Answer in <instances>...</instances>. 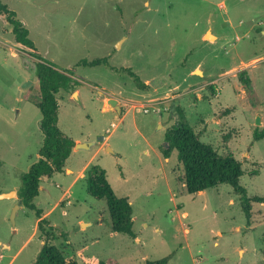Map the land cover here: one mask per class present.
Here are the masks:
<instances>
[{
  "label": "rangeland",
  "instance_id": "374dc122",
  "mask_svg": "<svg viewBox=\"0 0 264 264\" xmlns=\"http://www.w3.org/2000/svg\"><path fill=\"white\" fill-rule=\"evenodd\" d=\"M1 2L55 69L107 59L75 67L77 97L56 95L60 131L92 145L68 157L72 174L40 182L33 204L47 222L48 244L80 264L81 255L118 264L166 257L167 264H264V204L252 205L247 225L243 198L229 185L189 194L177 151L167 161L161 156L177 105L193 131L202 132V143L241 163L247 197L264 196V138L253 139L264 132V0ZM33 61L0 15V193L19 190L42 146ZM94 86L141 103L103 112L104 96ZM141 92L147 93L137 98ZM152 101L161 102L159 112L139 108ZM95 165L114 194L130 202L135 237L112 232L105 201L87 193L84 176ZM35 211L17 196L0 200V264H34L46 242Z\"/></svg>",
  "mask_w": 264,
  "mask_h": 264
},
{
  "label": "trees",
  "instance_id": "16d2710c",
  "mask_svg": "<svg viewBox=\"0 0 264 264\" xmlns=\"http://www.w3.org/2000/svg\"><path fill=\"white\" fill-rule=\"evenodd\" d=\"M0 15H3L11 26L14 41L24 50H27L35 65L33 74L38 81L39 99L35 102L41 114L40 130L43 134L42 146L38 151V159L31 165L28 172L21 176V186L17 191L19 204L31 210H36L38 229L44 233L46 242L37 255L34 264H80L73 257L66 256L54 245L48 244L51 233L44 229L47 222L42 218L41 212L36 209L33 200L39 194L40 181L51 177L54 173H62L65 162L70 156L75 142L64 134L57 126L58 103L56 95L60 90L75 91L78 81L73 78L75 67H95L107 63L106 58L81 60L75 67L64 71L55 69L48 64L38 53L28 30L20 23L15 13L7 8L0 0ZM142 90L148 86L140 83L134 73L129 72ZM240 81L249 88V78L246 72L240 73ZM212 93H214L211 87ZM176 114V122L168 128L161 155L168 159L172 150L177 151V159L183 168L182 183L186 192L195 194L220 184L229 185L234 193L242 196L243 212L250 224L251 208L253 204H264V196L247 197L239 179L243 175L241 163L233 155H220L210 145L200 141L202 132L195 133L187 123L184 113L179 106L173 108ZM264 138V132L254 133L253 139ZM85 184L87 193L94 199L103 200L106 203L110 228L114 233H121L135 237L133 232V218L130 202L127 198H118L106 179L105 171L99 166H90L86 171ZM51 228V227H50ZM83 264H118L113 260L102 261L94 257L81 255ZM169 257L146 261L144 264H167Z\"/></svg>",
  "mask_w": 264,
  "mask_h": 264
},
{
  "label": "crops",
  "instance_id": "0c3cea01",
  "mask_svg": "<svg viewBox=\"0 0 264 264\" xmlns=\"http://www.w3.org/2000/svg\"><path fill=\"white\" fill-rule=\"evenodd\" d=\"M74 78V77H73ZM74 79H76L77 81H81L79 78H74ZM32 83V82H31ZM94 88H96L97 89V91H98V94L99 95H101V96H104L103 97V106H102V111L103 112H106L108 109H110V110H114V109H112V108H110V107H108L107 106V103H108V101L110 100V99H115L116 101H117V104H118V106H119V108H120V113H121V111H122V109L125 107V106H127L128 105V103H137V102H140L139 101V99H137V100H132V101H130V100H126V99H122V97H120V96H118L117 94H115L114 92H109V91H105V90H103V89H100V88H98L97 86H94ZM23 92H24V90H23ZM74 93L76 94V97L78 96V92H77V90L76 91H74ZM143 93H147V92H141V93H139L138 95H137V98L138 97H142L143 96ZM141 103V102H140ZM133 106H135L136 107V105L135 104H132ZM172 120L174 121V119L172 118ZM115 126V125H114ZM114 126H112V128L114 127ZM74 140V142H75V144H78V143H87V142H84V141H81L80 139H73ZM165 146V143H164V145H163V147ZM79 150L80 149H72V152H71V154H70V156H73L74 154H77L78 152H79ZM69 156V157H70ZM162 156V155H161ZM69 159V158H68ZM67 159V160H68ZM91 159V158H90ZM164 159V158H163ZM66 160V162H65V166H64V169H63V172L65 173V174H72L73 173V171H72V169L71 168H69L68 167V161ZM165 160V159H164ZM165 161H167V160H165ZM88 162H89V160H88ZM88 162L86 163V165L84 166V168H82L81 170H79L78 171V177L79 178H81L82 177V175H83V171H84V169L86 168V166H87V164H88ZM62 172V173H63ZM55 174H60V173H54L51 177H49V178H47V179H50V178H52ZM84 178H85V176H84ZM41 181H43V179L41 180ZM40 181V182H41ZM14 190V189H13ZM11 191V190H10ZM16 193H17V191L16 190H14ZM197 194H199V193H197ZM74 257V256H73Z\"/></svg>",
  "mask_w": 264,
  "mask_h": 264
},
{
  "label": "water",
  "instance_id": "95a60500",
  "mask_svg": "<svg viewBox=\"0 0 264 264\" xmlns=\"http://www.w3.org/2000/svg\"><path fill=\"white\" fill-rule=\"evenodd\" d=\"M210 36V35H209ZM211 38H213L212 36H210ZM34 63L32 64V70L34 71ZM197 72V71H196ZM31 84V82H27L25 83L24 85H22L21 89H20V93L23 92V90L29 86ZM108 104L113 107V109L119 113L120 112V108L117 104V101L115 99H110L108 101ZM256 125H259L260 124V119L257 117L256 119ZM92 145V143H78V144H75L74 146V149H88L90 146ZM109 152H111L109 150ZM17 196V193L15 191H10V192H7V193H0V200H4V199H12L13 197L15 198ZM18 209V206L15 207L14 211L12 212V215H11V222L13 223L14 222V217H15V212L16 210Z\"/></svg>",
  "mask_w": 264,
  "mask_h": 264
},
{
  "label": "built area",
  "instance_id": "2783aa9c",
  "mask_svg": "<svg viewBox=\"0 0 264 264\" xmlns=\"http://www.w3.org/2000/svg\"><path fill=\"white\" fill-rule=\"evenodd\" d=\"M216 93L219 95V91H216ZM160 105H161V102L152 101L149 103V105L141 104L139 108L142 109V111L144 113H148L150 110L152 112H159L160 111V107H159ZM112 126H114V124Z\"/></svg>",
  "mask_w": 264,
  "mask_h": 264
},
{
  "label": "bare ground",
  "instance_id": "6f19581e",
  "mask_svg": "<svg viewBox=\"0 0 264 264\" xmlns=\"http://www.w3.org/2000/svg\"><path fill=\"white\" fill-rule=\"evenodd\" d=\"M210 36L208 35L207 38H209ZM211 38V37H210Z\"/></svg>",
  "mask_w": 264,
  "mask_h": 264
}]
</instances>
